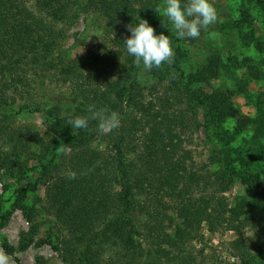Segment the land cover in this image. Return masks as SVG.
Listing matches in <instances>:
<instances>
[{
	"label": "rangeland",
	"instance_id": "374dc122",
	"mask_svg": "<svg viewBox=\"0 0 264 264\" xmlns=\"http://www.w3.org/2000/svg\"><path fill=\"white\" fill-rule=\"evenodd\" d=\"M150 1L157 9L163 3V0ZM211 2L217 12V21L207 30L202 29L198 39H179L171 23L157 9L150 10L145 18L139 16L148 21L156 34L163 32L169 36L177 54L176 65H162L163 74L166 75L163 80L141 66L124 96L119 128L129 127L134 121L135 140L131 142L126 137L123 145L128 158L136 160L143 151L140 140L143 137L140 131L142 109L148 107L149 101H154V106L161 113H172L173 121L182 120V124L176 127L183 140L179 151L188 155L185 161L190 170H197L207 177L206 185L201 182L195 187L196 193L204 191L215 203L219 201L227 206L245 195L248 187H254L253 183L243 182L236 176L228 184L233 176L232 168L239 161L235 158L233 164L229 165L227 159L230 155H237L239 150L245 162L251 159L259 167L254 183L256 189L264 194V139H252V125H247V122L240 132H234L238 123L255 114L256 98L261 99L260 109L264 112V49L257 50L255 46L258 42L264 47V0ZM65 11L70 18L64 22L47 20V27L57 38L54 55H60L65 62L74 64L76 73L61 76L50 71L35 77L31 67L24 65L21 70L24 71V85L13 82L8 74L4 77L0 75V97L5 101L0 108V153L9 154V161L0 170V251L7 255V264H72L63 261L51 244V240L57 237L56 232L49 230L52 225L59 227V237L67 239L70 235L65 224L69 217L61 210L62 201L65 200L56 196L55 191L60 178L70 175V166L77 156L89 155L90 150L107 151L110 149L107 140L113 141V134L107 140L96 134L87 143L60 140L55 168L47 176L41 173V165L51 155L45 149L50 135L43 109L57 107V115H70L75 100L87 95L88 89L110 87L128 57L124 44L116 39L118 33L128 37V22L111 25L105 13L96 5H89L86 11L75 6L67 7ZM73 15H76L74 19ZM137 19L133 21L134 24L138 23ZM245 34L250 36L245 38ZM212 55H218L224 64L217 77L207 83L189 78ZM243 80L246 81L243 83L245 91L230 94L229 103L223 105L225 118L222 123L212 121L208 101L200 103L191 95L197 90L205 93L223 90L229 94ZM3 83H7L6 86ZM164 96H169L168 103H164V99L159 101L158 98ZM165 120L168 121L167 117ZM220 129L224 130V134L218 132ZM117 131L112 130L114 134ZM226 146H230V150L222 148ZM243 149L245 152H242ZM18 150V158L11 160L10 155ZM28 182L37 183L35 190L19 196L16 189ZM110 191L114 201H117L120 194L118 185L112 182ZM167 200L165 197L164 201ZM65 202L71 204L69 209H74L71 200ZM31 206L32 216L29 220L26 213ZM96 214H90L82 227L89 234L98 229L102 219ZM168 214L175 218L167 228L172 231L178 218L174 210H169ZM3 215L7 218L2 223ZM47 232L50 233L47 237L49 240L41 241V237L49 235ZM239 235L249 245L252 254L256 243L264 239V228L252 224L238 233L235 226H224L210 232L207 223L203 222L198 235L185 246L182 257L186 260L167 261L163 257L159 264H239L238 253L231 244ZM4 242L12 248L11 253L5 251ZM140 242L146 250L148 244L143 240ZM114 254V247L107 245L102 259L107 260ZM245 264L255 262L249 257Z\"/></svg>",
	"mask_w": 264,
	"mask_h": 264
},
{
	"label": "trees",
	"instance_id": "16d2710c",
	"mask_svg": "<svg viewBox=\"0 0 264 264\" xmlns=\"http://www.w3.org/2000/svg\"><path fill=\"white\" fill-rule=\"evenodd\" d=\"M89 5L98 6L108 17L109 23L116 26L122 22L134 24L136 17L145 18L150 10L157 9L150 0H0V75L4 77L8 74L13 82L24 85V71H21L24 65L31 67L35 77L50 71H55L61 76L76 73L74 64L65 62L60 55H54L53 47L57 38L47 26L48 21L64 22L70 18L65 14L67 7L75 6L86 11ZM248 36L250 35L245 34V38ZM125 38L121 33L116 36L122 44ZM255 46L257 50L264 49L261 43L256 42ZM176 57L175 53L173 65H176ZM133 59L134 57L128 55L118 77L110 87L88 89L87 95L76 99L70 115H57V107L43 109L50 135L45 149L51 154L49 158L44 156L46 163L41 165V173L45 176L55 168L60 140L87 143L96 134L106 140L113 134V141L107 140L110 149L90 150L89 155L77 156L70 166V175L59 177L61 181H57L59 184L55 191L56 196L74 203L73 210L69 209L71 204L65 201H62L61 207L62 214L69 217L65 223L69 237H59V227L52 225L49 228L51 233L56 232L57 235L51 240L52 248L65 262L159 264L163 257L167 261L186 260L182 257L185 246L198 235L203 222L207 223L210 232L224 226H235L238 233L252 224L264 228V194L256 189L257 185L254 183L259 168L257 164L251 159L245 162L241 150L227 159L229 165L233 164L235 158L239 161L238 166L232 168L233 176L229 178L228 184L233 182L235 176L243 182L254 184V187H248L247 193L241 195L233 205L223 206L219 201L215 203L204 191L196 193L195 187L201 182L206 185L207 177L197 170H190L185 161L188 155L179 151L183 140L176 127L182 124V120L173 121L172 113H161L160 109L154 106V101H149L148 107L142 109L140 131L143 137L140 140L143 151L138 154L136 160L128 158L123 145L126 137L131 142L135 140L134 121L129 127L127 125L118 128L115 134L112 131L101 134L97 130L98 122L95 120H90L86 129H76L68 125L69 119L77 115H88L89 105H95L97 109L107 108L120 114L129 84L141 68L133 64ZM223 67L220 57L212 55L207 63L199 71L190 74L189 78L207 83L216 78ZM151 72L160 80L166 78L162 66L159 69L153 68ZM35 77L32 76L34 80ZM245 82L243 80L237 83L236 89L230 90L229 94L223 90L211 93L197 90L191 95L200 103L208 101V109L213 114L212 121L215 123L218 120L222 123L225 118L223 105L229 103L230 94L245 91ZM3 84L6 86L7 83ZM158 99H164V103H168L169 96ZM254 101L257 102L255 114L244 119L243 123H238L234 132H240L247 122V125H252L250 137L259 140L264 139V112L260 109L261 99L256 98ZM4 102L3 97H0V108ZM218 132L224 134L222 129ZM227 132L225 129V133ZM221 139L223 141V137ZM222 148L230 150V146ZM242 152H245V149ZM18 156L19 150L12 153L10 158L13 160ZM8 161L9 154L0 153V170ZM72 173H75L74 179L70 178ZM112 182L117 184L120 190L117 201H114L110 191ZM36 184L28 182L24 187H18L16 192L23 196L27 191H34ZM165 197L168 198L167 201H164ZM31 208L32 206L26 213L29 220L32 216ZM169 210H174L178 218L172 231L167 230L168 225L175 221V218L168 214ZM96 213L102 219L98 229L89 234L82 227L89 215ZM6 218V215H3L2 223ZM48 236L50 233L40 240L48 241ZM140 240L148 244L146 250L142 248ZM231 244L238 253L239 264H245L246 258L249 257L255 264H263L264 239L256 243L252 254L249 245L240 235ZM107 245L114 247L115 254L105 260L102 258ZM3 247L7 253L12 252L7 242H4Z\"/></svg>",
	"mask_w": 264,
	"mask_h": 264
},
{
	"label": "clouds",
	"instance_id": "9594fccd",
	"mask_svg": "<svg viewBox=\"0 0 264 264\" xmlns=\"http://www.w3.org/2000/svg\"><path fill=\"white\" fill-rule=\"evenodd\" d=\"M157 12L167 18L179 39H198L201 30H207L217 21V12L211 0H163ZM138 23L126 25L130 36L124 39L129 56L134 57L133 64L145 71L159 69L163 64L172 65L175 52L172 41L163 32L156 34L146 19L138 17ZM163 22V21H162ZM166 27V25L163 23ZM167 28V27H166ZM88 115H77L68 120V125L76 129H86L90 120L98 122L97 130L106 134L121 125L120 114L107 108L97 109L89 105ZM63 147L61 151L63 152ZM70 178H75L72 173ZM8 257L0 251V264H7Z\"/></svg>",
	"mask_w": 264,
	"mask_h": 264
}]
</instances>
